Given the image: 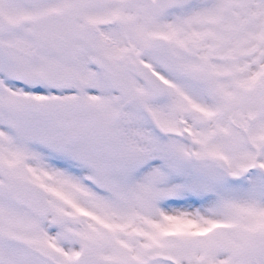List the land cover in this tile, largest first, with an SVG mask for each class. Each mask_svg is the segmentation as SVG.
<instances>
[{
  "label": "snow or ice",
  "instance_id": "obj_1",
  "mask_svg": "<svg viewBox=\"0 0 264 264\" xmlns=\"http://www.w3.org/2000/svg\"><path fill=\"white\" fill-rule=\"evenodd\" d=\"M0 264H264V0H0Z\"/></svg>",
  "mask_w": 264,
  "mask_h": 264
}]
</instances>
